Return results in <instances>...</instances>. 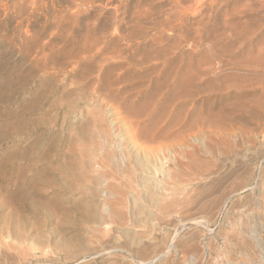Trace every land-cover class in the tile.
Returning a JSON list of instances; mask_svg holds the SVG:
<instances>
[{"label": "rangeland", "instance_id": "obj_1", "mask_svg": "<svg viewBox=\"0 0 264 264\" xmlns=\"http://www.w3.org/2000/svg\"><path fill=\"white\" fill-rule=\"evenodd\" d=\"M223 263L264 264V0H0V264Z\"/></svg>", "mask_w": 264, "mask_h": 264}, {"label": "bare ground", "instance_id": "obj_2", "mask_svg": "<svg viewBox=\"0 0 264 264\" xmlns=\"http://www.w3.org/2000/svg\"><path fill=\"white\" fill-rule=\"evenodd\" d=\"M142 164V163H141ZM161 165V164H160ZM222 165V164H221ZM162 166V165H161ZM155 168V167H154ZM162 168V167H161ZM125 171V170H124ZM122 172V171H121ZM211 174V172H208L207 173V176L208 175H210ZM114 181V180H113ZM129 182V181H128ZM143 184V183H142ZM147 184V185H146ZM144 186H146L145 187V189H147V194H148V198H150V202L152 203V204H154V205H156L160 210H164V209H169V208H172L177 202L176 201H174V200H170V201H168V202H162L160 199V194L158 195L157 194V186H154L153 184H151V183H149V182H147V183H145L144 184ZM230 190V189H229ZM158 192H159V190H158ZM146 194V195H147ZM130 199V198H129ZM162 199H163V197H162ZM151 204V205H152ZM201 206V205H200ZM169 212V211H168ZM160 215V214H159ZM195 221L196 222H199V223H204V221L203 220H201V219H198V218H196L195 219ZM232 235H233V233H232ZM238 235V234H237ZM253 235V234H252ZM235 238V237H234ZM219 249H220V247H219ZM220 252V251H219ZM228 252V251H227ZM229 253V252H228ZM222 261H224V260H222ZM225 263V262H224ZM223 263V264H224Z\"/></svg>", "mask_w": 264, "mask_h": 264}]
</instances>
